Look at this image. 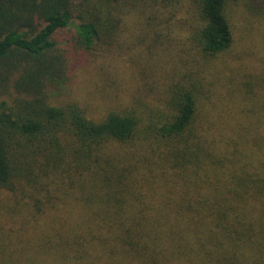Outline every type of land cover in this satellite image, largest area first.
I'll list each match as a JSON object with an SVG mask.
<instances>
[{
  "label": "trees",
  "instance_id": "trees-1",
  "mask_svg": "<svg viewBox=\"0 0 264 264\" xmlns=\"http://www.w3.org/2000/svg\"><path fill=\"white\" fill-rule=\"evenodd\" d=\"M253 23L264 0H0V264H264ZM79 65L97 114L59 99Z\"/></svg>",
  "mask_w": 264,
  "mask_h": 264
},
{
  "label": "rangeland",
  "instance_id": "rangeland-1",
  "mask_svg": "<svg viewBox=\"0 0 264 264\" xmlns=\"http://www.w3.org/2000/svg\"><path fill=\"white\" fill-rule=\"evenodd\" d=\"M181 8V7H180ZM185 11L184 8H181L179 12H177V17L184 16ZM252 31L250 30V38L247 41L246 44V56L244 57V61L249 59L253 65H258L262 63L261 61L264 60V48L262 46L263 40V34L264 29L261 27L258 23H253V26L250 27ZM139 30L133 32V35L138 32ZM132 35V36H133ZM59 39L62 41L61 44H64V34L59 33ZM135 42V41H134ZM136 44V42H135ZM67 47V46H66ZM261 52V53H260ZM263 53V54H262ZM74 59L72 58V61ZM257 61V62H256ZM79 65L76 73L73 71V74H70L68 79V86L67 89L64 90L62 94H59V99L66 100V101H74L79 106L84 107L85 100L87 103L90 104V106L86 107V109L89 110L90 114H97V111L100 108H104L107 104L109 105L111 102H115V98L112 96H109L108 99H106V95L102 94V90L100 87V82L98 81L97 77H95V74L93 73L92 69L85 70L82 69ZM91 66V64H89ZM259 66V65H258ZM161 71H163L162 65L160 66ZM248 68L252 69L251 66L248 64ZM124 72H118L117 75L120 77H123ZM132 85L131 88L136 85L135 81H129ZM90 92V95L95 94V98H92L90 95L84 94ZM131 93V92H130Z\"/></svg>",
  "mask_w": 264,
  "mask_h": 264
}]
</instances>
